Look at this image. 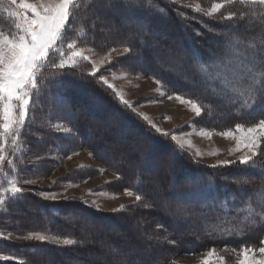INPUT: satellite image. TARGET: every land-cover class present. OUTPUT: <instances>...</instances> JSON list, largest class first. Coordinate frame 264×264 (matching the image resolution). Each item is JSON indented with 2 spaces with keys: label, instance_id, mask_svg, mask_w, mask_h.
<instances>
[{
  "label": "trees",
  "instance_id": "16d2710c",
  "mask_svg": "<svg viewBox=\"0 0 264 264\" xmlns=\"http://www.w3.org/2000/svg\"><path fill=\"white\" fill-rule=\"evenodd\" d=\"M144 2L147 4V0ZM190 2L209 8L220 0H178L180 11L188 17L185 20L178 18L167 0H160L156 5L168 8L166 16L142 10L116 11L111 14L110 21L104 22L108 24L107 27L97 22L95 43L90 42L89 46L96 49L98 56H102L105 48H122L121 44L126 41L138 55L120 58L121 63L128 66L127 70L113 68L111 71L151 77L155 73L162 77L169 92L198 95V89L183 83L175 76L162 73L156 57L164 60L165 53L173 49L183 50L186 56H190L193 50L206 55L207 49L215 47L211 43L219 39H214L208 28L220 31L232 22L213 20L196 13L192 7L186 5ZM262 7L264 6L257 5L256 10L260 11ZM248 9L249 6L239 3V0L227 6L228 11ZM215 15L218 16L219 13ZM197 30L202 34L197 36ZM240 37L249 38L244 32L240 33ZM87 70L90 69L86 64L84 68L77 70L84 71V80L74 76L71 79L78 82L72 85L67 84V78L59 77L56 70H49L50 82L46 90L42 89L39 101L41 107L36 110V121L22 133L27 147L18 154V159H14L19 179L30 180V171L33 173L32 179L34 176L50 174L56 166L50 158L54 154L67 155L87 150L109 171L119 175L120 189L129 188L135 193L136 187H140V182L143 181L140 191L155 207H127L119 213H102L82 203L44 201L31 192H25L17 202L0 210V230L5 231V234L10 231L14 236L28 232L60 234L83 240L85 243L82 246L77 244L58 247L41 243L16 245L9 240L0 239V256L14 259L11 263L0 259V264H114L118 257L110 253L109 247L124 252L131 250L125 258L128 260L133 257H147L155 261L154 257L160 254L155 264H172L175 257L182 253H198L211 247L232 251L245 244L258 246L260 238L264 236V227L235 238H222L215 233L212 236L205 234L206 229L210 230L211 226L219 223L217 216L222 215L208 207L212 203V197L217 194L223 197L229 189L234 190V185L228 184V181L233 174L245 172L244 167L241 165L232 170L231 167L213 168L194 163L189 155L175 151L171 140L150 131L141 119H137L130 110L118 104L104 86L87 76ZM61 79L65 81L64 84L60 83ZM61 104L68 105L67 110L59 107ZM216 113L221 114L220 117ZM46 114L69 121L73 132L51 133L46 132L44 127H37L47 118ZM212 115L214 116L211 118L204 115L206 120L199 124L213 130H224L235 127L236 123L251 125L255 122L254 117L237 116L227 110H214ZM261 148L264 150V143ZM7 153L8 158H13L11 151ZM37 156L46 158L37 161ZM4 167L9 177L17 174L7 165ZM83 171L81 169L76 173L80 175ZM193 177L197 179L193 180ZM248 178L252 183L246 187L253 190L254 201L264 199V192L255 191L264 189V179L255 174ZM3 179L0 177V183ZM155 184H158L161 192L150 195L148 190ZM21 186L25 189L30 187ZM178 204L183 205L186 211L177 212ZM245 214L241 211L238 215L242 218ZM137 220L143 221L141 228L148 234L159 235L161 238L164 230L157 229L156 225L163 224L170 239H174L176 243L159 244L146 253L136 234Z\"/></svg>",
  "mask_w": 264,
  "mask_h": 264
},
{
  "label": "snow or ice",
  "instance_id": "6c2138e0",
  "mask_svg": "<svg viewBox=\"0 0 264 264\" xmlns=\"http://www.w3.org/2000/svg\"><path fill=\"white\" fill-rule=\"evenodd\" d=\"M236 2L237 0H220L209 8L196 6L195 11L209 19L232 22L220 31L208 28L214 39L217 37L219 39H215V47L206 50V55L193 50L190 56H186L183 50L173 49L165 53L164 60L156 57L162 73L175 76L183 83L198 89L199 94L195 96L180 92L164 93L167 99L175 96L181 104L190 105L196 117L207 115L211 118L214 110H227L237 116L255 118V122L248 127H245L244 123L235 124L236 132L240 133L235 151H238L242 144L248 149V153L238 160L222 161L218 165L210 166L215 168L239 164L246 170L233 174L232 179L228 181V184L234 185V190L229 189L223 197L218 194L213 196L212 203L208 205L210 209L222 215L217 216L219 223L211 226L210 230L206 229L205 234L212 236L215 233L222 238L242 237L264 227V199L254 201L253 190L246 187L252 183L248 178L251 174L264 179V150L261 148L264 142V7L260 11L256 10L257 5L264 6V0H239V3L248 5L249 9L228 11L227 6ZM159 3L160 0H147V4L144 0H0V177L7 181V186L0 183V210L17 202L18 198L24 195L26 189L21 185L35 183L34 180L19 179L14 159H18V154L27 147L26 144L23 147L20 145L22 133L36 121V110L41 107L39 101L42 89L46 90L50 82L49 70L52 69L56 70L59 77L67 78L68 85H72L78 82L71 79L74 76L84 80V71L77 70L84 68L86 64L90 69L87 70V76L104 86L118 104L130 110L137 119L147 122L150 131L154 130L170 139L175 151L186 154L185 144L178 140L175 133L162 131L147 115L137 112L136 107L100 72V64L105 62L110 66L106 71L113 68L127 70L128 66L121 63L120 58L138 55L133 46L125 41L121 44L122 51H118L117 47H107L99 61L93 58L99 53L94 47L89 46L90 42L95 43L97 22L104 24L105 21H110L111 14L116 11L142 10L166 16L168 8L156 7ZM167 4L172 6L180 20L188 19L186 14L180 11L177 0H167ZM221 9L225 11L222 12ZM217 13L218 16L215 15ZM107 26L108 24H104V27ZM100 30L103 31V28ZM241 32L246 33L249 38L241 39ZM195 34L199 36L202 33L197 30ZM113 53L117 54L115 58L112 57ZM152 78L161 87L165 86L162 77L153 73ZM60 83L64 84L65 81L61 79ZM59 107L67 110L68 105L61 104ZM46 117L37 127H44L46 132L51 133L73 132L69 121L54 118L49 114H46ZM202 135L210 136L211 133L202 132ZM220 135L236 138L231 129L222 131ZM9 143L13 158H8L6 145ZM188 146H191V142ZM200 154L197 152V155ZM188 155L191 158V154ZM45 158L37 156V161ZM193 162L198 163L195 160ZM5 165L17 174L9 177ZM119 178L117 175V179ZM195 179L197 178L193 177V180ZM142 185L143 181L140 182V187ZM140 187H136L133 205H121L114 211L137 206L145 209L154 208L155 205L141 193ZM255 191L264 192V189ZM124 192L129 197L134 195L129 188H125ZM40 195L55 200L53 193L41 192ZM176 208L177 212L186 211L180 204ZM241 211L246 213L242 218L238 215ZM142 222L137 220L136 234L146 253L159 244L176 243L174 239H170V234L163 224L156 225L157 229L164 230L161 238L143 230ZM10 238L36 240L41 243L55 241L58 247L77 244L82 246L85 243L83 240L60 234L28 232L14 236L10 231L5 234V231L0 230V239ZM109 251L118 257L114 264H155V261L146 257L125 259L131 250L124 252L109 247ZM257 251L260 254L259 258L256 256ZM214 254L215 248L210 249L208 258L202 264H214ZM239 255L242 256L239 264H264V236L260 238L258 247L247 244L241 246ZM3 259L11 257L5 256ZM224 259V256L219 257L220 261Z\"/></svg>",
  "mask_w": 264,
  "mask_h": 264
},
{
  "label": "rangeland",
  "instance_id": "374dc122",
  "mask_svg": "<svg viewBox=\"0 0 264 264\" xmlns=\"http://www.w3.org/2000/svg\"><path fill=\"white\" fill-rule=\"evenodd\" d=\"M186 5L192 7L194 12H196L195 8L197 5L201 8H207L196 2L186 3ZM240 38L243 39L242 37ZM207 41L211 42L209 39H207ZM211 45L216 46V43L213 42ZM118 51H122V48H118ZM116 55V53H113L112 57L115 58ZM102 56H95L93 58L99 61ZM108 66L107 62L100 64V72L108 78L109 83L113 84L117 91L123 94L124 98L136 107L137 112L147 115L149 120L158 128L170 134L175 133L178 140L185 144V153L187 155L191 154V159L193 161H198L199 164L210 167L211 165H218L222 161L238 160L248 153V149L244 148L242 144L239 146V150L235 151L238 146L237 138L240 136V133L236 132L235 127L229 129L233 131L236 138L222 136L220 133L228 129L213 130L212 128L205 127L204 124L201 125L203 120H206L204 119V115L196 117L191 111V106L188 104H181L175 99V96H173L172 99H167L164 93L171 94V92H169L165 86L161 87L158 85L151 76L132 75L117 70L105 71V69H108ZM215 115L220 117L221 114L216 113ZM199 122H201V124H199ZM142 123L147 125V122L143 120ZM248 126L251 125H245V127ZM147 127L149 128L148 125ZM151 131L155 132L154 130ZM202 132H210L211 135H202ZM156 134L167 138L160 133ZM189 142H191V146H188ZM263 143L264 142H262V144ZM25 144V140L21 138V147ZM6 149L7 152L11 151L10 143L6 145ZM197 152L201 154L197 155ZM75 153H78V155L73 153L67 155L58 153L52 155L50 158L53 159L56 166L48 175L44 174L40 177L34 176L32 179L33 173L30 171L31 177L29 178H31L30 180H34L35 183L29 184L30 187L26 189L25 192H31L34 196L44 201L72 204L82 203L102 213L123 212L124 210H114L119 209L121 205L128 206L135 203V193L133 192L134 195L129 197L124 192V189H120L121 185L119 187L117 175L109 171L95 159L89 151L81 150ZM68 156L71 158H67ZM29 165H31V163ZM240 166L239 164H234L228 167H231L232 170H236ZM81 169H84V171L80 175L77 174L76 172ZM73 173L76 174L73 175ZM4 180L5 179H3L2 183L7 185V181ZM53 181H55V183H53ZM160 190L158 184H155L153 187L149 188L148 193L150 195L159 194V192H161ZM41 192L55 194V200L50 197L41 196ZM121 222L124 221L121 219ZM9 241L16 245L41 243L36 240L14 238H10ZM41 244L56 245L55 241ZM210 249H212V247L198 253L179 254L175 257L172 264H202V262L208 258V251ZM239 250L240 249L230 251L215 248L214 264H239V259H242V256L239 255ZM158 252L159 251H157V254ZM220 256H224L225 259L220 261ZM256 256L258 258L260 257L258 251L256 252ZM159 257L160 254L154 257L155 262L159 260ZM97 258L100 257L97 256ZM0 259L5 260L3 256H0ZM6 261L11 263L14 262V259H7Z\"/></svg>",
  "mask_w": 264,
  "mask_h": 264
}]
</instances>
